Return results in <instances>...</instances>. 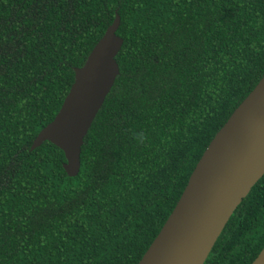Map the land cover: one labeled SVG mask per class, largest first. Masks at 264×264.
<instances>
[{
	"label": "trees",
	"instance_id": "16d2710c",
	"mask_svg": "<svg viewBox=\"0 0 264 264\" xmlns=\"http://www.w3.org/2000/svg\"><path fill=\"white\" fill-rule=\"evenodd\" d=\"M120 74L69 176L31 149L113 22ZM264 77V0H0V264H138ZM264 248V175L204 264Z\"/></svg>",
	"mask_w": 264,
	"mask_h": 264
},
{
	"label": "water",
	"instance_id": "95a60500",
	"mask_svg": "<svg viewBox=\"0 0 264 264\" xmlns=\"http://www.w3.org/2000/svg\"><path fill=\"white\" fill-rule=\"evenodd\" d=\"M121 17L116 13L113 22L89 53L85 63L75 68L74 82L54 119L40 130L31 149L50 141L61 148L67 161L63 164L69 176H76L81 168V150L90 127L111 91L120 66L116 59L124 39L117 30ZM247 102L241 123L232 130V142L217 148L220 167L210 166L209 187L217 195L215 206L201 218L190 238L179 247L162 250L157 242L182 231L185 223L177 220L193 208L188 201L192 194V176L203 156L226 127L236 111ZM264 175V77L232 113L215 135L192 172L189 181L172 213L138 264H204L231 215ZM225 179L223 187L220 180ZM217 183V184H216ZM264 248L251 264H260Z\"/></svg>",
	"mask_w": 264,
	"mask_h": 264
},
{
	"label": "bare ground",
	"instance_id": "6f19581e",
	"mask_svg": "<svg viewBox=\"0 0 264 264\" xmlns=\"http://www.w3.org/2000/svg\"><path fill=\"white\" fill-rule=\"evenodd\" d=\"M246 108L247 102H245L238 109V111H236L235 115L231 118L226 127L218 134L203 156L191 180L192 194L188 201L193 205V208L188 210L186 213L181 214L180 217H175L177 220H182L185 223L184 229L169 235L160 242H157V246L160 249L170 250L179 247L184 241L190 238L191 234L195 232L198 223L205 213L214 208L217 195L215 194L214 189L208 186V184H214L210 181L212 172H210L209 167H220L218 162L224 154H222V156H218L216 152L217 148L226 146L232 142V130H235V126L241 123L240 120L242 115L245 113ZM220 184L223 187L227 186L225 179H221ZM260 264H264V253L260 258Z\"/></svg>",
	"mask_w": 264,
	"mask_h": 264
}]
</instances>
